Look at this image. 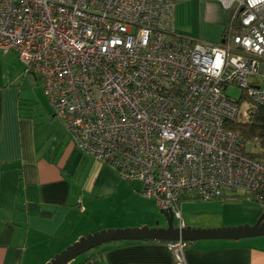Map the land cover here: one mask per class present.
<instances>
[{"label":"built area","instance_id":"2783aa9c","mask_svg":"<svg viewBox=\"0 0 264 264\" xmlns=\"http://www.w3.org/2000/svg\"><path fill=\"white\" fill-rule=\"evenodd\" d=\"M221 1L230 21L210 41L175 29L172 0H0V49L39 75L73 143L179 221L183 197L244 195L264 211L256 140L224 124L264 103V0ZM187 244L166 240L175 264Z\"/></svg>","mask_w":264,"mask_h":264},{"label":"crops","instance_id":"0c3cea01","mask_svg":"<svg viewBox=\"0 0 264 264\" xmlns=\"http://www.w3.org/2000/svg\"><path fill=\"white\" fill-rule=\"evenodd\" d=\"M172 2L178 32L222 38L231 9L221 0ZM17 72L11 76L0 69V264H46L89 233L165 224L149 218L160 205L141 194L139 181L119 176L73 143L48 97L34 96L36 86L27 82L30 90L21 96L11 78ZM192 223L181 219L174 225H199ZM184 256L186 264H264V234L188 240ZM87 259L91 264H175L166 240L156 239L103 242L66 264Z\"/></svg>","mask_w":264,"mask_h":264},{"label":"rangeland","instance_id":"374dc122","mask_svg":"<svg viewBox=\"0 0 264 264\" xmlns=\"http://www.w3.org/2000/svg\"><path fill=\"white\" fill-rule=\"evenodd\" d=\"M22 68V60L17 57V54L13 53L12 51L3 53L0 50V69H4V72L9 71V74L11 76L13 75L14 71H18L16 76L11 78H14L13 83L17 86H20V88L22 89L21 96H26L27 91L30 90V86H26L28 83H30L31 85L36 86L34 90V96H36L37 98H45L41 78L38 76L34 77L32 72L23 73ZM9 80L10 79H8V81ZM226 93L235 98H239L242 94V89L236 84H230L226 89ZM247 147L248 150L255 151H258L260 148L257 141L249 142ZM145 202L147 201L144 200V203ZM144 206L148 208L146 204H144ZM155 206L156 213L154 212L153 214H150L149 218H154L155 221L159 220L160 223L166 222L165 216L159 210L160 206H158L157 204H155ZM179 207L180 219H183V221L187 223H199V225L196 226L200 227H210L211 225L236 226L243 224H252L256 220L257 215L263 212V209L259 202L252 200L248 196L244 195L226 200L186 197L180 201ZM178 221L179 219L177 217H174L173 223L176 224L178 223ZM215 223L219 225H213ZM81 254L77 255L76 257L81 256Z\"/></svg>","mask_w":264,"mask_h":264},{"label":"water","instance_id":"95a60500","mask_svg":"<svg viewBox=\"0 0 264 264\" xmlns=\"http://www.w3.org/2000/svg\"><path fill=\"white\" fill-rule=\"evenodd\" d=\"M165 224L142 227L107 228L89 233L67 245L56 253L46 264H66L74 257L103 242L121 239L195 240L202 238H240L264 234V211L252 224L220 227H193L174 225L170 207H160Z\"/></svg>","mask_w":264,"mask_h":264},{"label":"trees","instance_id":"16d2710c","mask_svg":"<svg viewBox=\"0 0 264 264\" xmlns=\"http://www.w3.org/2000/svg\"><path fill=\"white\" fill-rule=\"evenodd\" d=\"M26 71L36 74L31 70ZM36 75L39 77L38 74ZM224 124L225 127L229 128L237 135L242 136L247 142L251 140L257 141L260 147L259 150H248L246 152L247 156L264 158V103L251 101L249 115L246 120L226 119ZM251 199L254 200L253 197H251ZM89 258H92V256Z\"/></svg>","mask_w":264,"mask_h":264}]
</instances>
